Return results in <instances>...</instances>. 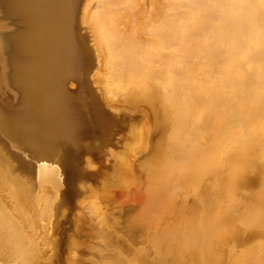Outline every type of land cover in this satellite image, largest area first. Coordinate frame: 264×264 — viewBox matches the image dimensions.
<instances>
[{
    "label": "bare ground",
    "instance_id": "6f19581e",
    "mask_svg": "<svg viewBox=\"0 0 264 264\" xmlns=\"http://www.w3.org/2000/svg\"><path fill=\"white\" fill-rule=\"evenodd\" d=\"M0 12L20 25L0 31V81L19 100L0 101V135L37 159L11 165L0 148V264L54 260L61 146L106 123L90 71L105 105L120 88L153 122L120 159L115 180L129 179L76 204L61 263L264 264V0H0ZM166 82L192 86L180 138L177 91H152Z\"/></svg>",
    "mask_w": 264,
    "mask_h": 264
},
{
    "label": "rangeland",
    "instance_id": "374dc122",
    "mask_svg": "<svg viewBox=\"0 0 264 264\" xmlns=\"http://www.w3.org/2000/svg\"><path fill=\"white\" fill-rule=\"evenodd\" d=\"M6 14H7L6 12H0V31L6 34H14L18 32L20 30V25H19L18 20L9 14L7 15ZM74 20H75V15H74ZM80 21L81 20H80V12H79L78 19L76 20V27L78 29V33L80 35H84L86 38V46L90 50L89 58L90 60L92 59L91 62L92 64H94L93 68H95L96 56L94 54V49L91 46V42H90L91 40L89 38L90 34L88 30L83 27ZM177 60L178 62L180 61L179 63H176L177 68H179L182 64L186 62L187 59L184 57H179V59L177 58ZM168 68H172L171 65H169ZM90 72H88V74ZM85 73L83 77L86 78L87 80L86 86H89V89H90V91L88 90V93L95 100L94 112L101 114L104 117V119L106 118V121H105L106 123L102 124L103 126L100 125L99 127H97V129L96 127L93 130L89 129L87 133L83 134L84 136L83 135L79 136L78 140L76 139L75 141L76 143L72 144L69 142L70 146L67 143H65L67 147H63V146H66L65 144L61 146V150H63L62 153L64 152L66 154L65 157L68 161V165H67L68 168L66 172V169H64L63 166L59 164L60 165L59 167L61 169L60 173L63 176L62 177L63 180H62L61 195H60L59 204H58L59 205L58 211L56 212V215H55L56 223L54 227V233H55L54 251L52 253V258H50V260L54 259L55 261L52 260L51 264H55V262L56 264H62L61 263L62 254H63V250L66 248V238H67V235L70 234V232H72L73 221L77 213L76 211H78L76 204L78 205V203H83V202L86 204V202L88 203L91 201L90 199L93 200L94 195H95V198H94L95 200L96 198L103 195L104 192H107L106 189L112 188V185L114 183L116 184V181L118 179L116 178L117 180H115V177H118L117 176L119 173L118 171L121 170L123 167V164L121 163L122 161L120 162V159L125 155L126 151H128L129 149L132 150L133 148L132 144H134L133 143L134 140H131L132 136H134V134L136 133L137 134L140 133L141 131L139 132V129L140 130H142L143 128L145 129V127L150 126L153 122L150 110L146 106L142 104H138V103L128 104V102L127 103L126 101L124 102L125 99L122 96L118 95L120 92L119 91L120 88H117L119 89L118 91H116L117 89L115 90L116 93L114 92L112 94L108 105H105L104 101L102 100L100 90H97V88L93 87L92 81L89 80L91 73L89 75ZM74 75L76 74H73L72 76L73 78H74ZM72 77L66 80L68 81L66 84V86H68V89L76 88L75 87L76 84L74 81L76 79L75 78L72 79ZM71 84L72 85L74 84V87L70 88ZM167 84H168L167 82L166 84H164L165 87L152 84L154 86V90L152 91L158 92V90H160V93H161L163 91L161 88H167L168 90L171 87L174 88L173 90L177 91V93L175 92L176 98H175L174 106L175 107L177 106L176 108L179 109V110L176 109L178 110L176 111V119H177L176 121L179 124H176V127L174 128L172 132L174 131L180 132L181 134L180 133H178L177 135L174 134L175 137L180 138L183 136L182 131L184 132L183 123H185L188 120L187 118H189V103L191 99V95H189V93L192 94V90H191L192 86H189L188 84L186 85L184 84L183 86H171L169 88ZM152 85H150L151 87L150 86H146V87L148 88L150 87V89H152L153 88ZM5 86L6 85H3L0 81V101L2 103L8 104V106L11 109L15 110L19 106L18 96L17 94L13 93L12 90L9 91L10 88H7V87L5 88ZM136 87L137 86H132L131 88V86H129L130 89H134V90L136 89ZM142 87H145V86H142ZM177 95H179V98L181 95H183L184 97L181 100L178 98ZM183 104L186 105L185 107L186 110L184 109ZM111 105L113 107H111ZM170 107L171 106L169 105L167 106V108L166 107L165 108L171 109L172 107L171 108ZM142 110L144 114L143 112L141 113ZM183 110H185V112ZM85 112H86L85 115L88 116V112L87 111ZM172 132L170 134H173ZM4 137L2 134L0 135V148L4 146L3 151L6 152V154H10L11 165L17 164L19 160L22 162L31 163V166L36 163L37 159L32 155L31 151L28 148H26V146H24L21 143H18L16 140L15 142L13 139L12 140L9 138L7 139V137H5L6 138V141H5ZM68 146L70 147V149L68 148ZM127 147H129V149ZM135 147L136 146H134V148ZM108 149H111V151L110 150L109 151L113 154V156L110 155L109 157H107L106 151ZM139 149H135V151H139ZM118 156H120V158ZM106 158L108 159L107 161L105 160ZM54 159L55 160L57 159V161H60V162L62 160L61 155L59 154L56 155ZM78 160H80V164H78ZM119 164L120 166L121 165L122 166L120 167ZM63 169L65 172H63ZM16 173L18 174L20 173L22 175V176L20 175L22 179H24L25 176L26 178H30L28 174L26 173L23 174L19 170L16 171ZM120 176L122 177V175ZM127 177L125 176L126 179H129ZM125 178L123 179L125 180ZM123 179L120 178L119 180H123ZM64 180H66V182ZM118 181L117 183L120 182ZM98 203H99V206L102 207L103 204L100 202ZM246 217L247 216H245V218ZM250 221L252 222L254 220L250 219ZM150 226H153V224H150Z\"/></svg>",
    "mask_w": 264,
    "mask_h": 264
},
{
    "label": "water",
    "instance_id": "95a60500",
    "mask_svg": "<svg viewBox=\"0 0 264 264\" xmlns=\"http://www.w3.org/2000/svg\"><path fill=\"white\" fill-rule=\"evenodd\" d=\"M25 78V77H24Z\"/></svg>",
    "mask_w": 264,
    "mask_h": 264
}]
</instances>
